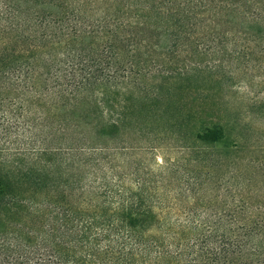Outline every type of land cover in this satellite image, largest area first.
Segmentation results:
<instances>
[{
	"label": "trees",
	"instance_id": "1",
	"mask_svg": "<svg viewBox=\"0 0 264 264\" xmlns=\"http://www.w3.org/2000/svg\"><path fill=\"white\" fill-rule=\"evenodd\" d=\"M206 53L264 58V0H0V264H264V148L167 95Z\"/></svg>",
	"mask_w": 264,
	"mask_h": 264
},
{
	"label": "rangeland",
	"instance_id": "2",
	"mask_svg": "<svg viewBox=\"0 0 264 264\" xmlns=\"http://www.w3.org/2000/svg\"><path fill=\"white\" fill-rule=\"evenodd\" d=\"M186 63L190 62V56H184ZM208 69L217 60H220L224 68L229 66L239 67L234 75L210 73L209 71L189 72L175 78L167 95L173 101L175 109L182 108V112H192L193 121H205L220 117L234 124L245 135L255 134L253 139L260 148H264V58L253 57L251 60L241 57H228L220 53H206L198 59ZM168 98H166L167 100ZM166 102V101H165ZM176 120L185 123V117ZM184 119V120H183ZM256 128V129H254ZM188 130H179L177 135L186 141ZM231 134V133H230ZM159 144L154 150V156L139 152L138 139L133 144L136 150H132L128 158L140 159L144 164L158 166L162 162L160 155L172 158L177 152V146L181 141L161 136L152 140ZM264 155V151H259ZM152 154V153H150ZM211 184V182H210Z\"/></svg>",
	"mask_w": 264,
	"mask_h": 264
}]
</instances>
